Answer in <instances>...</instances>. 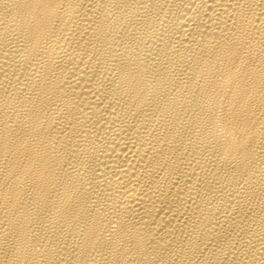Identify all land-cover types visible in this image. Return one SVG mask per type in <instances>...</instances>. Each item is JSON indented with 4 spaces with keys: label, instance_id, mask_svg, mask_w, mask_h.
Instances as JSON below:
<instances>
[{
    "label": "bare ground",
    "instance_id": "bare-ground-1",
    "mask_svg": "<svg viewBox=\"0 0 264 264\" xmlns=\"http://www.w3.org/2000/svg\"><path fill=\"white\" fill-rule=\"evenodd\" d=\"M0 264H264V0H0Z\"/></svg>",
    "mask_w": 264,
    "mask_h": 264
}]
</instances>
